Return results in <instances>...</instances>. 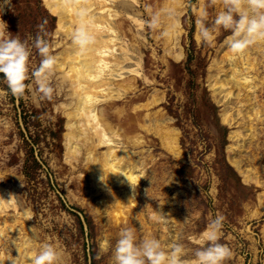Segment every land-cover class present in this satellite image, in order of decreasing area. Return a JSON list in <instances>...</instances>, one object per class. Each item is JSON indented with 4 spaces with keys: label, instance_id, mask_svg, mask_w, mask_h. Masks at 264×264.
<instances>
[{
    "label": "rangeland",
    "instance_id": "obj_1",
    "mask_svg": "<svg viewBox=\"0 0 264 264\" xmlns=\"http://www.w3.org/2000/svg\"><path fill=\"white\" fill-rule=\"evenodd\" d=\"M203 1L183 0V8L174 15L181 30L179 60L165 55L163 16L168 14L162 13L164 0H127L124 6V41L130 44L132 35H137L141 48L130 51L132 60L126 67L136 68L135 63L141 61V73L150 82L139 79L135 92L115 101L126 109L127 120L120 124L127 127L136 118H143L145 110L136 116L130 107L146 103L158 92L163 99L149 112H160L162 122L179 133L181 154L168 153L153 134L145 137L146 144L131 154L141 166L134 185L135 199L118 219L114 217L119 209L116 196L126 202L133 190L94 180L85 154L66 161L68 119L62 108L67 89L59 92V73L54 69L56 91L50 101L40 99L34 87L22 98L13 97L0 75V183L18 202L17 210L1 214L0 221L11 218L25 225L26 231H16L15 237L35 233V250L38 252L44 243L52 244L59 254L58 264H114L113 246L118 234L130 227L137 241L157 238L165 251L171 242L182 243L184 258L190 260L194 249L206 243L203 232L209 219L219 213L225 217L220 242L232 250L224 264H264V85L258 86L256 98L249 94L253 99H247L243 106L238 104L243 99H238L237 92L225 100V92L213 89L216 79L229 80L219 66L222 63L226 73L232 67L230 61H223L230 52L224 43L230 32L220 28L212 43H197L195 20L201 16L200 10L207 13L209 25L224 10L223 0ZM12 4V10L6 8L0 15L12 35L18 34L22 40L35 36L37 25L46 20L53 54L58 58L70 45V41L64 45L67 41L57 33L58 17L51 14L44 0H12ZM154 12L161 13V22L156 29H149L144 21ZM129 17L139 18L142 26H136ZM32 52L30 66L34 68L40 58L35 49ZM260 56L257 54L256 73L262 78ZM254 103L262 112L261 119L253 121L251 132L238 109L249 111ZM225 113L234 119L231 126L222 122ZM233 131H240L244 142L230 138ZM237 144L244 145L242 152L231 151ZM232 159L244 170L252 169L253 182L243 181ZM160 210L165 213L163 219ZM25 211L30 218L23 215Z\"/></svg>",
    "mask_w": 264,
    "mask_h": 264
},
{
    "label": "bare ground",
    "instance_id": "obj_2",
    "mask_svg": "<svg viewBox=\"0 0 264 264\" xmlns=\"http://www.w3.org/2000/svg\"><path fill=\"white\" fill-rule=\"evenodd\" d=\"M44 2L51 14L58 17L57 33H60L62 40L67 41L64 45L70 41V45L61 51L55 66V73H59L61 79L59 92L67 89L64 93L66 102L62 108L68 119L65 134L66 161L79 159L82 154H85L84 158L87 159L88 169L94 180L99 182V177L104 174L106 182L123 184L132 189L131 184L134 186L139 181L138 172L141 171V166L131 154H137L135 150L146 144L145 137L148 134L157 136L162 148L174 156H179L181 150L179 133L167 123L162 122L160 112L154 114L149 112L163 99L158 92L152 94L146 103L130 107L136 116L138 112L145 110L146 114L143 118H136L127 127L120 124L123 119L127 120L126 109L123 106H117L115 101L123 100L128 93L135 92L138 89L139 79L145 78L147 82H150L149 78L141 73V61L135 63L136 68L126 67V62L132 60L130 51L137 52L141 49L140 42L136 39L137 35H132L130 44L124 41L126 27L123 14L125 15L124 6L127 5V0H44ZM132 2H138V0H132ZM203 2L202 0V4ZM183 3V0H164L162 4V13L168 14L163 16L166 23L163 33L165 55L176 60L182 58V51L178 52L181 30L174 15L179 14ZM81 10L87 11L85 22L89 32L95 38L94 42L83 50L72 43V33L81 23L79 16ZM200 14L203 15V8ZM129 18L136 26H142L139 18ZM257 54H261V61L264 63L262 60L264 59V38H257L241 54L228 52L223 61H230L232 67L229 73H226L225 66L221 63L219 70L223 71L229 80L216 79L215 84L212 83L213 89H221L225 92L222 96L225 100L232 98L237 92L238 99H243L242 102H238L241 105L246 104L244 102L247 99H253V96L256 98L258 86L264 85V77L259 78L256 73L259 64ZM126 74L129 75L125 76ZM243 89L246 90L244 91L246 95L242 94ZM249 94L253 95L252 98L248 96ZM261 112L262 110L255 103L249 111L238 109V115L243 121H247L246 124L249 125L251 132L253 121L261 119ZM145 117L149 119V123H145ZM233 120L229 113L222 116L224 124L231 126ZM132 124L133 126L130 127ZM230 138L237 141L241 138L244 142V135L240 131H233ZM119 144H122L124 148ZM242 146L244 145L237 144L231 151L235 152L238 149L236 152H242ZM231 162L245 183L254 181L252 169L249 172L247 169L244 170L236 160L232 159ZM255 183L261 184L260 180H255ZM116 197V205L119 209L114 212V217L118 219L132 202L130 199L122 202L118 200V195ZM260 205L263 206L262 198H260ZM17 208L18 202L14 193L10 194L0 183V215ZM23 215L27 218L31 216L27 211ZM16 231H20L19 233L26 231L25 225L18 224L11 218L0 221V264H8L10 253L18 256L17 264H30V258L37 253L36 236H32L33 232L29 231L28 235L23 237H15ZM11 239H16V248L10 245Z\"/></svg>",
    "mask_w": 264,
    "mask_h": 264
},
{
    "label": "clouds",
    "instance_id": "obj_3",
    "mask_svg": "<svg viewBox=\"0 0 264 264\" xmlns=\"http://www.w3.org/2000/svg\"><path fill=\"white\" fill-rule=\"evenodd\" d=\"M6 8L13 9L12 0H0V15ZM223 8V11L215 15L211 25L206 22L207 13L196 18L197 43H212L214 33L223 28L230 32L224 42L225 45L233 54H241L257 38H264V0H223ZM79 16L81 23L72 33V43L83 50L92 44L95 38L85 22L87 11L81 10ZM160 22V12L152 13L144 21L149 29H156ZM46 24V20L38 24L35 36L22 40L18 34L12 35L7 30L6 22L0 19V75L13 97L22 98L26 90H31L33 87L42 100L50 101L54 97L56 89L52 76L58 58L53 54L54 45L49 39L50 34L46 30ZM33 49L40 58L34 68L30 66ZM99 180L106 186L104 174ZM127 181L130 182L128 178ZM131 187L133 195L130 200L135 199V187L132 184ZM159 216L163 219L165 213L160 210ZM224 220L225 217L219 213L209 219L203 232L206 243L194 249L193 258L190 260L184 258L185 248L182 243L171 242L168 250L165 251L157 238L137 241L133 228L124 227L113 246L114 264H224L232 256V250L220 242ZM32 236L34 237L35 233ZM9 243L16 248V239H11ZM58 259L56 248L50 243H44L30 258V264H58ZM17 261L18 256L10 253L8 264H17Z\"/></svg>",
    "mask_w": 264,
    "mask_h": 264
}]
</instances>
